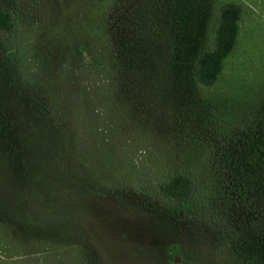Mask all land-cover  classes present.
Returning <instances> with one entry per match:
<instances>
[{
	"label": "rangeland",
	"instance_id": "obj_1",
	"mask_svg": "<svg viewBox=\"0 0 264 264\" xmlns=\"http://www.w3.org/2000/svg\"><path fill=\"white\" fill-rule=\"evenodd\" d=\"M228 1L241 6L236 45L203 87L194 64ZM0 9L17 22L0 30V264H207L225 226L264 218L256 171L238 167L249 133L259 140L264 129V0ZM118 19L138 32L149 86L118 88L135 50L118 46ZM97 50L99 69L88 63ZM36 98L45 105L34 110ZM177 173L191 178L181 201L159 188Z\"/></svg>",
	"mask_w": 264,
	"mask_h": 264
},
{
	"label": "trees",
	"instance_id": "obj_2",
	"mask_svg": "<svg viewBox=\"0 0 264 264\" xmlns=\"http://www.w3.org/2000/svg\"><path fill=\"white\" fill-rule=\"evenodd\" d=\"M103 11L102 20L100 21L102 26H104V19L107 18L108 20V16H111L109 12ZM240 15L241 6L238 3L228 1L219 6L218 22L214 29V43L211 47L200 50L194 64L193 77L198 85L209 87L218 79L224 68V60L230 55L236 45ZM122 21V19H118L117 22L119 24L113 27V34L119 42L118 46L120 47L121 45L124 49L134 47L135 50L131 51L126 62V68H122L121 75L119 74V80L117 81L118 88L122 90L125 86L131 89L139 86H149L150 80L153 77L146 79L148 78L146 74L149 71L144 70V64L148 62H142L140 66L141 59L139 58L142 56L141 50L138 49L137 44L133 40L138 32L135 29L123 30L121 26ZM16 24V17L11 10L0 9V30L6 33H13ZM100 31L105 32L101 26ZM125 37L131 39L130 42H125L124 44L122 40ZM146 52L145 58L147 60L153 58L151 49L146 50ZM80 55L82 56L81 58L87 55V49L84 44L80 48ZM91 55L88 63L99 69L104 64L100 60L99 50ZM33 96L38 97L34 94ZM36 99L30 100L31 108L33 106L34 110H37V104L39 103L42 106L43 104L45 105V100L40 98L41 100L39 99L38 101L37 99L36 101ZM2 119L3 121H1L4 122L5 112L2 114ZM261 135L262 137L259 140H255L256 137H252V132L249 133L248 139L244 141L243 157L239 158L238 167L241 170L244 166L253 168L256 171V182L261 187V191H264V129ZM33 177L36 178L35 182L38 184L45 182L42 176L37 175ZM190 187L191 178L189 175L183 173L173 174L159 185L162 194L178 201L186 197ZM211 255L207 260V264H264V218L249 219L235 223L230 222L219 235Z\"/></svg>",
	"mask_w": 264,
	"mask_h": 264
}]
</instances>
